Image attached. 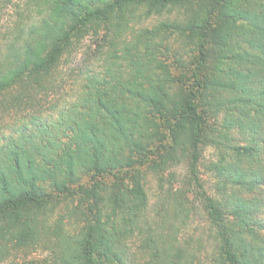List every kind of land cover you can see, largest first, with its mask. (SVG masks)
Wrapping results in <instances>:
<instances>
[{"label": "trees", "instance_id": "obj_1", "mask_svg": "<svg viewBox=\"0 0 264 264\" xmlns=\"http://www.w3.org/2000/svg\"><path fill=\"white\" fill-rule=\"evenodd\" d=\"M0 2V17L7 7L13 17L0 27V263L44 244L48 257L16 264H264V0ZM137 6L187 7L184 19L165 23L185 45L154 44L159 31L145 30L121 47ZM104 25L100 63L77 69L70 91L52 80L76 43ZM221 110L220 134L210 137ZM233 129L250 142L232 144ZM210 139L216 196L200 168ZM149 176L159 186L154 215ZM60 201L81 224L72 235L62 222L47 225ZM196 205L215 234L207 255L201 237L179 239Z\"/></svg>", "mask_w": 264, "mask_h": 264}, {"label": "rangeland", "instance_id": "obj_2", "mask_svg": "<svg viewBox=\"0 0 264 264\" xmlns=\"http://www.w3.org/2000/svg\"><path fill=\"white\" fill-rule=\"evenodd\" d=\"M2 3L0 2V5ZM133 14L130 16L129 29L120 39L119 45L122 47L125 41H134V37L140 31L145 30H158L157 36L153 41L154 44L162 41L164 45L170 46L172 49L183 47L185 45L182 36L176 31L172 33L170 30L165 29V23L175 20L184 19L189 9L187 7H174L170 11L163 12L162 14H148L145 6L133 7ZM188 12V13H187ZM0 17V27L6 25L8 21L12 20V14L10 7L4 8L3 14ZM242 24V22H240ZM243 25V24H242ZM244 26L249 28V25L244 23ZM106 25L100 27L99 34L96 36L93 33L85 39L76 43L75 48L66 54L58 68L55 69L51 74L53 80H66L67 90L77 86L79 75V68L82 66L95 67L100 63L101 54L97 53L98 43H102V37L107 33ZM99 40V42H98ZM85 67V68H86ZM79 69V70H77ZM77 70V71H76ZM76 71V72H75ZM226 117V111L221 110L216 117H213L212 121L216 122V127L219 130L211 132L210 137H218L221 131V125ZM234 137L231 141L232 144H246L249 143V137L245 134L240 133L238 130L233 129L230 131ZM219 149L213 140H209L203 147L202 158L200 163L202 180L211 195L216 196L215 187L217 177L214 171L211 169L212 163L218 159ZM173 171L177 176H183L187 171V166L184 163H179L173 167ZM146 191L149 197V206L151 215L156 213L157 203L159 200V186L157 181L149 176L145 183ZM108 190H104L103 199L106 201ZM106 213L110 212L107 205L104 206ZM62 222L66 233L72 235L81 228V224L75 220L72 216V204L66 201H60L56 203L52 210L48 213V226H54L56 223ZM214 231L209 219L203 212L199 205H196L195 209L192 210L189 218L185 220L180 232L179 239L182 244L186 243V240L190 237H201L203 239L205 249L203 247L202 254L207 255L211 253L216 245L214 239ZM138 240L136 237L128 239L127 245L132 253L138 251ZM51 254V248H47L44 244L31 245L23 248L22 250L14 251L13 254L4 262L0 264H16L25 259L33 258H46ZM138 256V255H137Z\"/></svg>", "mask_w": 264, "mask_h": 264}]
</instances>
